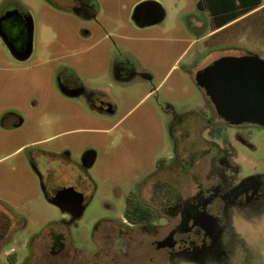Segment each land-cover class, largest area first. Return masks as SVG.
Returning a JSON list of instances; mask_svg holds the SVG:
<instances>
[{"label": "rangeland", "instance_id": "obj_1", "mask_svg": "<svg viewBox=\"0 0 264 264\" xmlns=\"http://www.w3.org/2000/svg\"><path fill=\"white\" fill-rule=\"evenodd\" d=\"M70 1L0 0V14L17 9L33 17V51L26 68L30 74L41 75V80L31 78L30 84L40 83L46 92L44 98L49 100L42 103L39 116L30 120L28 135L19 134L18 140L11 134L10 151L8 148L0 154V199L15 203L23 213L0 215V264H17L14 262L24 259L27 245L37 249L51 243L48 235L61 225L71 233L72 243L95 251L93 228L105 215L120 212L126 194L150 173V163L168 154L173 146H180L181 137L172 131L173 124L185 118L193 126L197 122L196 135H191L188 146L196 153L202 151L198 119L209 115L213 104L194 80L197 70L225 55L252 52L264 58V12L213 31L210 14L202 9L201 0H158L166 9V18L142 28L132 19L137 0H90L97 9L94 18H89L87 12L77 14L64 8ZM113 59H131L141 75L121 89L103 77L112 75ZM14 67L18 65L0 39V74L11 72ZM62 67L64 73L69 68L84 78L102 76L91 82V88L100 91L98 95L107 91L116 100L132 99L120 102L115 112L107 116L87 108L77 97L79 105H83L78 107L75 119L68 120L69 110L63 109V120L56 121V104L68 100L57 88ZM1 80L4 78H0V84ZM164 98L170 99L171 104L162 103ZM6 102V95H1L0 114ZM71 140L77 163L88 147L95 148L97 160L88 172L80 166L72 171L76 184L89 181L87 194H92L93 200L78 223L66 227L68 216L41 191L33 166L39 167V163H18L21 156L5 160L3 157L25 144H36L39 151L60 141L64 147ZM245 165L244 173L254 171L250 162ZM194 182L196 179L191 180ZM158 193L161 211L178 205L177 200L166 203V189H159ZM177 195L175 188L169 197ZM112 205L117 208L110 209ZM232 230L227 264H264V209L238 211ZM39 256L27 264H47ZM92 257L106 259L102 252Z\"/></svg>", "mask_w": 264, "mask_h": 264}, {"label": "flooded vegetation", "instance_id": "obj_2", "mask_svg": "<svg viewBox=\"0 0 264 264\" xmlns=\"http://www.w3.org/2000/svg\"><path fill=\"white\" fill-rule=\"evenodd\" d=\"M91 1L72 0L67 7H63L72 13L87 12L89 18H94L97 9ZM142 1L137 0L134 7ZM5 13L2 12L0 18ZM30 30V23L22 16L19 19L0 20V39L18 65L10 68L11 72L0 74V78H4L0 84V96L5 94L7 101L0 114V154L10 147L11 134L18 140L19 134L28 135L30 120L39 116L43 110L42 103L45 105L49 101L44 98L46 92L40 83L30 84L31 78H42L41 75L30 74L26 68L31 56ZM8 42L12 44L13 52ZM65 70L68 73H64L62 67L57 75V88L68 100L64 99V104L59 102L58 107L56 104V121L63 120V109L69 110L66 114L68 120H74L78 107L83 104L92 111L109 116L120 102L132 99L116 100L107 91L98 95L100 91H94L91 82L102 76L84 78L69 68ZM200 70L194 75L196 84ZM140 75L131 59H113L112 75L103 77L107 80L110 78L123 89ZM118 94L121 95V92ZM158 95L157 91L156 97ZM77 97L82 98V105H79ZM162 103L171 104V101L164 98ZM210 112L209 115H200L198 119L199 139L203 146L199 153L191 151L188 146L191 135H196L197 122L193 126L185 118L180 119L177 125L173 124L172 131H177L181 137L180 146H173L168 154L148 164L150 173L126 194L120 212L105 215L102 222L93 228L91 240L95 251L72 243L71 233L66 229L65 233L61 225L59 230L57 227V231L48 235L51 243L40 245L37 249L27 245L24 259L14 263L27 264L31 258L39 256L38 251L47 264H227L229 244L234 236L232 223L237 212L264 209V126L249 121L233 122L222 116L214 104ZM21 128L23 132H20ZM27 145L19 146L3 160L21 156L18 163H31V160L39 163V167H36L38 164L33 166L45 198L51 202L60 190L73 187L81 194L82 204L86 206L83 216L93 195L87 194L89 181L85 185L76 184L72 171L80 166L88 172L83 168L82 159L95 148H86L81 162L77 163L73 159L75 144L72 140L64 147L60 141L54 147L40 148L39 151L36 144ZM246 162L251 163L254 171L244 173ZM192 179H196V182L191 183ZM175 188L178 195L170 198ZM159 189H166V203L177 200L178 205L169 207L170 211H161L158 206ZM65 207L69 211H63L68 216L64 225L68 227L69 224L78 223L82 216L68 223L72 215L78 212L77 203L66 197ZM115 208L112 205L110 209ZM0 215L23 213L18 205L1 198ZM100 230L102 232L99 234ZM98 252H102L106 259H94L92 256L98 255Z\"/></svg>", "mask_w": 264, "mask_h": 264}, {"label": "water", "instance_id": "obj_3", "mask_svg": "<svg viewBox=\"0 0 264 264\" xmlns=\"http://www.w3.org/2000/svg\"><path fill=\"white\" fill-rule=\"evenodd\" d=\"M166 9L158 0H144L135 6L132 19L139 27L159 24L166 18ZM24 17L31 26L29 53L33 51L34 21L32 15L20 10L7 11L0 20ZM13 50L12 44L8 42ZM197 84L210 97L219 113L233 122L249 121L264 126V58L257 53L243 55H225L201 69L196 76ZM95 150L87 153L83 159V168L90 169L96 162ZM66 197L77 203L78 212L72 215L71 222L80 218L86 206L82 204L81 194L73 187L60 190L51 202L62 211Z\"/></svg>", "mask_w": 264, "mask_h": 264}, {"label": "trees", "instance_id": "obj_4", "mask_svg": "<svg viewBox=\"0 0 264 264\" xmlns=\"http://www.w3.org/2000/svg\"><path fill=\"white\" fill-rule=\"evenodd\" d=\"M264 0H201L202 9L210 14L213 31L264 12ZM263 5V7H262ZM261 7V8H260Z\"/></svg>", "mask_w": 264, "mask_h": 264}]
</instances>
